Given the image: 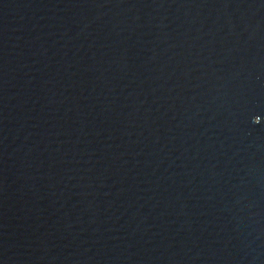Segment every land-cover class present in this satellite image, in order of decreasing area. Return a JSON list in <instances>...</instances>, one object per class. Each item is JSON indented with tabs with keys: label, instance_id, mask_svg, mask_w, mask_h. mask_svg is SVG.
I'll use <instances>...</instances> for the list:
<instances>
[{
	"label": "water",
	"instance_id": "water-1",
	"mask_svg": "<svg viewBox=\"0 0 264 264\" xmlns=\"http://www.w3.org/2000/svg\"><path fill=\"white\" fill-rule=\"evenodd\" d=\"M0 264H264V0H0Z\"/></svg>",
	"mask_w": 264,
	"mask_h": 264
}]
</instances>
